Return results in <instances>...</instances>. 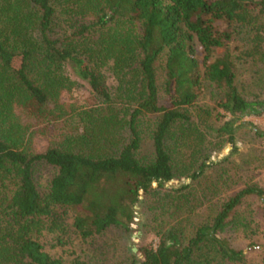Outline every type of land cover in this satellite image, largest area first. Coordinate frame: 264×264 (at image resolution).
I'll return each mask as SVG.
<instances>
[{"label": "trees", "instance_id": "16d2710c", "mask_svg": "<svg viewBox=\"0 0 264 264\" xmlns=\"http://www.w3.org/2000/svg\"><path fill=\"white\" fill-rule=\"evenodd\" d=\"M77 82L96 103L66 112L59 97ZM205 91L214 106L193 120L187 107ZM24 113L53 132L44 152L31 150ZM263 115L264 0H0V264H63L32 235L54 207L74 209L86 239L130 233L141 203L155 212L158 242L131 264H250L231 238L257 234L262 188L245 183L205 220L194 212L238 183L228 173L236 131L247 124L264 139L243 122ZM223 143L230 153L211 160ZM182 177L189 182L167 186ZM248 247L264 264L262 245Z\"/></svg>", "mask_w": 264, "mask_h": 264}, {"label": "rangeland", "instance_id": "374dc122", "mask_svg": "<svg viewBox=\"0 0 264 264\" xmlns=\"http://www.w3.org/2000/svg\"><path fill=\"white\" fill-rule=\"evenodd\" d=\"M218 27L224 29L225 24L219 22ZM68 73L72 80H77L70 72ZM102 73L105 76L107 86L114 92L117 82L112 72L108 67H105L102 69ZM210 97V93L205 91L195 106L187 107V112L191 115L193 120H196L199 115H202V111L213 108L214 104ZM59 103H62L65 111L68 112L71 109H73V111H79L81 109L90 108L96 101L88 88L82 82H77L71 90L64 91L61 94ZM19 115H23V122H27L30 125L29 138L31 150L35 153L44 152L50 145L51 138L49 135L53 132H47L48 128L47 130L44 128L46 126L44 123L38 126L32 118L24 116L25 113ZM211 115L214 116L215 113H211ZM225 120H228V116L223 119V121ZM243 122L264 130V115L260 117H246L243 119ZM60 127L61 126H56L54 133ZM40 129H42L41 132H37ZM235 144L237 152L231 157V165L228 166V173L234 177V181L237 180L238 183L232 185V187L225 192H221L223 187L220 186L218 193L214 194L212 199L196 208L194 213L197 220H205L207 217H212L217 210L216 206L219 201L234 194L241 189L245 183H254L264 190V139L254 137L250 130V126L246 124L236 131ZM231 150V144L223 143L220 147L212 150L210 158L218 162L223 157L227 156ZM151 151V139L145 138L142 142V153L149 154ZM181 151L185 153V149ZM216 174L214 168L207 171L206 175L208 178L206 182L208 185L210 182L216 180ZM47 175L48 172L42 170L40 178L43 179L47 177ZM188 182V180L182 177L171 181L167 186L177 188L181 184ZM197 189L198 188H196V190ZM198 194L199 193L196 191L197 197ZM144 199L145 198H143L141 202H143ZM192 205L194 206L195 202H192L191 206ZM251 206L252 207L247 210V213L255 205L251 204ZM152 213L154 214L155 212L147 211L145 204L141 203L135 206V218L130 225V233H125L119 228H113L105 231L101 235L83 239L72 225L75 216L74 209L54 207L51 215L48 218L42 219L40 229L37 232L34 231L32 235L50 256L60 259L63 264H71L72 261L76 259L89 264H131V260L128 259L131 254L138 258L141 256L139 253L141 247L147 245L155 246L158 242V238L152 230L155 224L154 222H150ZM159 220H161V218L156 217V222H159ZM252 222V227L253 229H257V234L254 237H244L241 232L235 233L232 235L231 243L235 248L242 249L246 252L249 258L248 260L251 262L250 264H261L263 257L261 253L252 250L248 245L250 244V240L253 239L262 245L264 249V216L255 213Z\"/></svg>", "mask_w": 264, "mask_h": 264}]
</instances>
